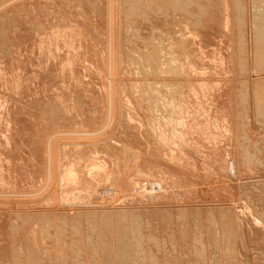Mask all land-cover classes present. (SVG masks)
<instances>
[{"label":"rangeland","instance_id":"374dc122","mask_svg":"<svg viewBox=\"0 0 264 264\" xmlns=\"http://www.w3.org/2000/svg\"><path fill=\"white\" fill-rule=\"evenodd\" d=\"M23 1L26 4H32L37 10L42 9L43 3L45 7L46 3V0ZM230 3L231 0L220 1L224 20L223 22L214 21V24L211 23L210 15L206 19L199 17L195 20V17L189 18L190 16L184 13L168 19L156 15L155 30L148 27L144 21L139 26L140 42L138 44L141 50H138L133 43L127 44V40L114 35L109 36L106 42L97 43V46L92 41L93 47L89 45L88 55L80 60L75 70L78 87L83 95L82 102L76 105V98L71 92L57 96L60 103L58 106L67 111L69 118L77 114V120L76 117L74 120L65 119L66 124H64V121L60 122L62 119H59L60 115L56 114V110L51 112V114L55 113L52 117L46 116L43 110L39 114L35 113V117H29L27 119L29 124H26L24 114L15 118L17 117L16 107L23 101L18 100L19 104L15 105L10 102L5 104L3 100H0L3 101L0 102V134L2 135L0 139L4 140L3 145L0 141V160L2 163L6 162L4 167L0 163L3 169L0 172L2 181L3 176L5 180L1 183L3 186H0V212L8 213L11 209L12 212L8 213L10 219L8 218L6 233L9 239H12L11 236L15 237L12 243L24 244L22 249L24 259L28 258V247L31 245L34 247L31 249L35 250L34 258H37V261L35 260L34 263L26 261V264H264V150L262 151L264 125L262 128L260 122L254 123L256 119L252 117L253 122L250 121V129L246 135V140L247 137L250 139L248 144L245 142V137L237 139L239 135L236 129L237 123L240 125L242 122V125L244 119L237 117L236 89L241 87L238 86L239 81H246L250 102L252 100L250 90H253L252 78L254 77L250 73L252 72L250 59L247 61L250 65L246 75L243 76L241 71L237 70L239 67L234 59L238 48L235 41L233 42ZM193 10L196 11V8ZM43 11L45 12V9ZM89 15L92 17L91 13ZM38 20L42 21V19ZM196 22L202 23L200 27ZM220 22L221 30L217 35L215 30ZM210 26H214L215 29ZM223 27L225 31H222ZM18 32L19 30L14 26L11 28V35ZM40 33L41 37H47L46 30H41V27ZM150 37L155 38V42L159 41L157 44L162 48L161 51L167 52L165 56L175 58L178 66H173L171 68L173 71L167 67L166 69L172 72L175 70L177 74L174 72V76L173 74L171 76L172 72H164L157 62L151 63L149 60L145 62V57H141L145 53L151 55L153 59L158 56L155 46L150 45L152 39ZM20 52L21 59L18 57L17 60L20 61L19 64H22H15V66L13 64L12 74L21 67L24 71L23 66L29 63L30 65L25 67L28 70L26 72H30L31 69L36 70L39 65L30 61L34 60L33 56L23 53L22 50ZM23 54L27 55V58L25 55L24 58ZM22 58L25 61H22ZM132 58H137L139 63L145 64V76L141 74L144 71L139 73L137 67L133 70L138 65L134 66L133 61L130 62ZM8 61L7 59V63H14L13 60ZM26 72H24L25 75H29ZM164 74L174 78L169 81L174 86L172 89L169 85L167 88L159 89L160 97L156 90L149 94L150 90L146 89L143 92L140 87L138 88L139 82L136 83L135 77H141L145 81L147 78L150 82L156 75ZM159 79H161L160 76ZM128 82L129 86L126 85ZM25 83L24 80L21 81L22 86ZM124 86L129 88L124 89ZM5 88L9 93L12 91L8 85ZM36 88L31 89L34 91ZM44 89H38L41 91V96L52 92L50 89L48 91ZM171 90L172 93L174 92L173 96ZM20 91L22 92L21 89ZM100 93L104 94V97L107 95L111 97H105L107 101L103 103L105 100ZM146 93L150 98L144 96V99L152 98V101L149 100L152 104L148 102V105H145L148 100L141 99L142 94L146 95ZM23 94L32 97L30 94ZM3 96L9 97L7 94ZM21 98L24 99L22 96ZM105 105H107L106 108ZM49 106L55 109L58 107L52 104ZM252 108L253 104L249 107L250 112ZM47 118H53V120L49 121ZM88 120L91 122L95 120L97 124L93 122L92 126ZM84 122L87 123L86 126ZM68 125L70 128L67 127ZM8 132L9 136L6 135ZM27 133L39 139V144L42 143L40 140L44 141V147L41 149L43 155L38 154L40 153L38 149L34 150V144L31 143L30 135L28 136ZM69 133L71 135H68ZM238 141L242 146L240 148ZM15 142L23 146L24 152L27 151V153L23 152L27 161L31 158L35 162L34 165H32L33 161L28 163V166L31 165V171L33 167H38L34 171L36 178L33 176L36 184L34 182L30 184L31 181L26 179L30 184L28 187L23 184L18 185L17 178L13 176ZM256 143L259 146L255 145ZM254 145L255 148H261H259L260 154H258V148L255 152V148L251 147ZM250 147L254 150L248 149ZM73 148H76L74 152ZM243 152L250 154L246 156ZM251 152L256 154L253 155V153L252 156ZM39 158L42 160L40 161ZM18 160L22 166L27 162L23 157ZM7 163L12 167L11 169ZM23 167L28 168L27 165ZM30 169L25 170L24 174L31 176ZM225 207L229 208L228 212H225ZM131 209L140 211L143 228L139 229L138 237L134 238L139 241L129 240L132 244L129 242L125 244L126 248L123 246L127 251H125L126 259L118 263L120 260H118L117 249L120 250V248L117 247L121 244L118 241V244L115 243L119 232H113L111 226L106 228L108 240L113 245V248L111 247L113 250L106 251L110 253L108 255H111L109 258L104 254L106 249L100 246L102 228L110 221L112 223L116 217L120 221V216L118 217L115 212ZM40 211L50 212L52 221H56L54 220L57 218L56 213H64L63 228L66 234L63 237L65 240L63 245L62 242L57 241V233L53 227H51L52 240L41 239L42 232L37 226V221H32L31 225L19 222L13 226L11 219L14 213L25 215L27 212H33L37 216ZM125 220L127 221L128 218L126 217ZM88 222L95 226H91ZM13 227H15V234ZM129 232L132 233L130 227ZM28 236L32 239L30 246L29 243L25 244L27 240H30ZM91 250L95 253L93 254ZM59 251H62V254ZM103 256L107 258L103 259ZM60 257L66 258L62 261Z\"/></svg>","mask_w":264,"mask_h":264},{"label":"bare ground","instance_id":"6f19581e","mask_svg":"<svg viewBox=\"0 0 264 264\" xmlns=\"http://www.w3.org/2000/svg\"><path fill=\"white\" fill-rule=\"evenodd\" d=\"M220 1L221 0H46L45 7H44V3H43L42 9L37 10L36 7L33 8L34 6H32V4H26L23 0H0V100H3L5 102V104L7 102H10V103H14L15 105L19 104L18 103L19 101H23L22 103H20L16 107L17 111H16V109H15V111H16L17 117H15V116L14 117L18 118V117H20L21 114H24L25 115L26 124H29V122L27 121V119L29 117L30 118L33 117V116L35 117V115H36L35 113L39 114L40 111H43V110H45V113L47 114L46 116H49V117H52V115H54L55 113L51 114V112L53 110H56V114L58 116L60 115L59 119H62L60 121L62 123H63V121L65 119L74 120V118L77 116V114L74 115L73 117L69 118L68 117L69 115L66 113L67 111H64V109L61 106L60 107L58 106V105H60V103L58 101L57 96H59L61 94L63 95L64 93L71 92V93L74 94V96L76 98V102H75L76 105H79V102L80 103L82 102L83 99L81 100V98H82L83 95H82L81 89H79V87H78L77 77H76L77 74H76L75 70H76V65L79 64L80 60L85 55H88L87 53H88V50H89L90 47L92 48L94 44L95 45L97 43L100 44V42H106V40L108 39L109 36L114 35L115 37L117 36V38L118 37H122L123 40L124 39L127 40V42H128L127 44L133 43V45L135 47L137 46L138 50H141V47L138 44L140 42V40H139L140 39L139 26L144 21L147 23L148 27L150 26L152 29L155 30V28L157 27V25L155 24V16L156 15L159 16V17H163L165 19H168L169 17H176L178 14L184 13V14L190 16L189 18H191V16H193V18L195 17L196 18L195 20H198L199 17H205V19H206V17L208 15H210V18L212 19L211 23L214 24L215 23L214 21L218 22L219 20L220 21L224 20V17H223L224 12H223V10L221 8V5H219ZM230 4H231L230 5V20H231L230 23H231V25L233 27V33H232L233 34V39H234L233 42L235 41L234 43H235V45L237 44V48H238V49H236L237 53H236V57L234 59V60H236V64L239 67V69H237V70L241 71L243 76L246 75V73H248V65H250V64H248L247 61H248V59H250L251 60L250 62L252 63L251 64V66H252V70L251 71L252 72H250V73H252V75L254 77V78H252L253 81L250 79L252 81V83L254 82V84L252 85L253 88L251 87L253 90H250V92L252 94L251 95L252 96V100H250V102L248 100V88H247L246 81H243V80L241 82L239 81L238 86H241V87L240 88L238 87L236 89L237 90V103H236V105H237L236 106V110L237 111L236 112H237V115H238L237 117H238V119L240 117L244 119V120H242V121H244L242 125H241L242 122L241 123L239 122L240 125L237 123L238 127H236V129H237V132L239 133V135L237 134L238 135L237 139H238V137H245L244 139L246 140V135H248L247 133H248V130L250 129V125L249 124H250V121L253 118L256 119V120H254L255 121L254 123H256V121L260 122L262 128H263V125H264V0H231ZM194 8H196V11L193 10ZM44 9H45V12L43 11ZM85 9H87V11L89 10L88 14L91 13L92 17L90 15L88 16L87 11ZM227 16H228V14H227ZM82 17H85L87 19L86 20L84 18L82 19ZM38 19H42V21H39ZM205 19L203 20V22L205 21ZM211 19L209 20V22L211 21ZM194 21H193V23H194ZM227 21H228V19H227ZM197 23H198L199 27L202 24V23L199 24V22H196V24ZM204 24H205V22H204ZM13 26L17 30H19V32L11 35V28ZM40 27H41V30H44V29L46 30V32H47L46 33V36H47L46 38L44 36H42V37L40 36V35H42L40 33ZM210 27H214V26H210ZM218 27H220V28H218ZM211 29H210V31H211ZM214 29H215V27H214ZM222 29H224V27ZM204 30H206V29H204ZM219 30H221V22L218 23L217 26H216V30L215 31H216L217 35L220 34ZM222 31H225V29L222 30ZM216 33H215V35H216ZM153 35H154V33H153ZM226 35H227V33H226ZM208 37H210V36H208ZM150 38H152V37H150ZM154 39L153 38L151 39L150 45L152 44L153 46H155L156 51L158 52V54L156 52V55H158V56H155V59H153V58L150 57L151 55H149V54L147 55L145 53V55H143L141 57H145V62L148 61V60L151 61V63L153 61L157 62V64H159L160 67H162L164 72L165 71L169 72L170 70L168 71V69H171L175 65H176L175 67H177L178 64H177L175 58H173V57L172 58H168L167 55L165 56V53H167V52H165L164 50H163L164 52L161 51L162 48L160 47V45L157 44V43H159V41L155 42L156 39L155 40ZM92 41L94 42V44H93ZM89 45H91V46L89 47ZM146 46H148V45H146ZM20 50H22L23 53H25V54L27 53V54H31V56H33L34 60L31 59L30 61L32 63H36L37 65H39L36 68V70L35 69H31L30 72H26L28 70L25 69V67H28L30 65V63L27 64L28 65L27 66V65H24L25 63L23 62L24 71L22 70V67H21L20 69L18 68L17 71H13L14 73L12 74L11 71L13 70V68H12L13 64L15 66V64H19L20 63V61L17 60L18 57H20V53H21ZM17 53H19L18 54L19 56L17 55ZM25 54H23V56ZM25 56L27 58V55H25ZM25 56H24V58H25ZM175 56H176V54H175ZM7 59L10 62H11V60H13L14 63H7ZM20 59H21V57H20ZM136 59L137 58H134L133 60H130V62L133 61V65L134 66L138 65V66H135L133 68V70L138 68L139 73L144 71V73L142 72L141 74H142V76H145L146 75L145 74V70H144L145 69L144 68L145 64L139 63V61H138L139 59L138 60H136ZM22 61H25V60L23 59ZM21 64H19V65H21ZM133 65H132V67H133ZM166 67L168 69H166ZM250 68L251 67L249 66V69ZM164 69H166V70H164ZM14 70H16V68ZM171 70L173 71V69H171ZM172 71H170V72H172ZM24 72H26L29 75H25ZM174 72H175V70H174ZM174 72L170 73V75L172 76V74H173V76H174ZM153 74H154V72H153ZM156 74H157V72H156ZM164 75H156V77H154L152 79V81H150V82L147 80V78H146V81L144 79H142L141 77H135V78H137L136 79L137 80L136 83L139 82L138 88L140 87V89L142 91L143 90L146 91V89H147V91L150 90L151 92H149V94L153 93V91L154 92L157 91V94L160 97V95H159L160 93H158L159 89L167 88L168 85L170 86L169 88L172 89V86H174L173 84L169 83V81L174 79V78H172L169 75H165V76ZM159 76H160L161 79L158 80ZM147 77H148V74H147ZM243 79H245V78L243 77ZM23 80H24V82H26L24 86L21 85V81H23ZM132 83H134V82L132 81ZM7 85L11 87L10 90L12 89V91L10 93L8 92V90L7 91L5 90L6 89L5 86H7ZM126 85L129 86V82ZM49 86H51V87H49ZM22 87H24V88H22ZM33 87H37V88L33 91V89H31ZM40 87L42 89L46 88L47 91L50 89L52 91V92H50L51 94L47 92V93H44L43 96H41L40 95L41 91L38 90V89H41ZM48 87H49V89H48ZM126 87L124 86V89H128L129 88V87L128 88H126ZM132 88H134V87H132ZM169 88H168V90H170ZM20 89L22 90L23 93L30 94L32 97L24 95L20 91ZM46 89H44V90H46ZM109 93L111 94V92H109ZM147 93H146V95L142 94L141 99L142 98L144 99V96H147V98H150ZM173 93H172V90H171V95ZM5 94L9 95V97L5 98V96H3ZM106 94H108V93H106ZM69 95H71V94H69ZM101 95H103V97H104V94H101ZM21 96L24 97V99L21 98ZM107 96L111 97L109 95H107ZM107 96H105V97H107ZM133 96H135V95H133ZM138 96H140V95H138ZM150 96L154 97L152 95H150ZM105 97L103 99V100H105L103 103H105L107 101L108 97L107 98H105ZM101 98H102V96H101ZM130 98H132V97H130ZM147 98H145V99H147ZM137 99H140V97L137 98ZM151 99H147L148 101L145 100L146 101L145 105H148V102L152 104V102L149 101ZM133 100H131V101H133ZM142 100H140V101H142ZM3 101H0V102H3ZM84 102H86V101H84ZM111 102H110V104H111ZM48 104L49 105L52 104V106L53 105H57L58 107H56V109H55V108L49 106ZM72 104H74V103H72ZM86 104H88V102ZM89 104H90V102H89ZM142 104H143V102H142ZM159 104H160V102H159ZM252 104H253V108L252 109L254 111L251 109L252 112H250L249 107L252 106ZM36 106H38V108H36ZM44 106H45V109H44ZM106 106L107 105H105V108H106ZM6 108H7V106H6ZM107 108L109 109V106ZM78 109H76V110H78ZM74 110L75 109H73V111ZM69 111H70V109H69ZM71 114H72V112H71ZM103 114H105V113H103ZM5 115L8 116V114H5ZM88 117H87V119H88ZM7 118H4V119H7ZM53 118H47V119L50 121L51 119L53 120ZM238 119H237V122H238ZM76 120H77V117H76ZM85 120L86 119H84V121ZM22 121H24V120H22ZM88 122L91 123V125H92L93 122H94L93 124H95V125L97 124V123H95V120H92V122H91V120H88ZM252 122H253V120H252ZM21 124H24V123H21ZM26 124H24V125L28 126ZM64 124H66L65 121H64ZM84 124H85V122H84ZM86 125H87V123L85 124V126ZM92 126H90V127H92ZM65 127H66V125H65ZM67 127H69V125ZM0 129H1V127H0ZM72 129H75V128H72ZM7 130H5V131H7ZM76 130H77V128H76ZM263 131H264V129H263ZM257 132H258V130H257ZM253 133H256V132H253ZM2 134H4V132ZM8 134H9V132L6 135L9 136ZM31 134H32V132H31ZM71 134L73 135L72 132H71ZM71 134L69 133L68 135H71ZM29 135L30 134H28V136ZM77 135L78 134H76V136ZM257 135H259V134H257ZM76 136H74V137H76ZM0 137H2V135ZM85 137H87V136H85ZM30 138H31V140H30L31 143L34 144V150L38 149L39 152H40L38 154L40 156L43 155L42 154L43 152H41V149H43V147H44V141L40 140L42 143L40 142L41 144H39V139H37V138H35V137L31 136V135H30ZM77 138L79 139V136ZM25 139H27V138H25ZM241 139L244 140L243 138H241ZM57 140H58V138H57ZM249 140L250 139L247 137V140L245 142L248 144ZM0 141H1V144H2L4 140L2 141L0 139ZM30 141H28V142H30ZM23 142H25V140ZM28 142H26V143L29 144ZM74 142L73 143L70 142V144L71 143L74 144ZM18 143L15 142V145H13V147H14V151H13L14 161H13V163H15V165L13 164L14 167L12 168L10 165H8V163H7V165L9 166V168L11 167L13 169L12 170L13 176H15L17 178L18 185L23 184V185L28 187L30 184H34L35 183L34 180H33V176H34V178H36V176H35L36 174L34 173L36 167H33V168L31 167L33 169V171H31V169H30L31 165L28 166L29 165L28 163H31L29 161H33V160H31V158H30L27 161L26 157H24L25 156L24 153L25 152L27 153V151L24 152L23 146L21 144H18ZM85 144H86V142L84 143V145ZM245 144H242V145L244 147H247V146H245ZM255 145L259 146L258 143H256ZM255 145L251 146V147L255 148ZM32 146H31V148H32ZM238 147L239 148L242 147L241 143H240V145ZM251 147L248 148V149H251L253 151L254 149H252ZM256 148H258V147H256ZM256 148H255V152H256ZM259 148H258V154H260V152H261V150H260L261 148L260 149ZM32 149H30V150H32ZM74 150H76V148L75 149L73 148V152H74ZM243 150L248 152V150H246V149H243ZM263 150L264 149H262V151ZM73 152L71 150V153H73ZM76 152H75V154H76ZM253 153L254 152H251V155ZM243 154L246 155V154H250V153H246L245 154L243 152ZM255 154L256 153H254L253 155H255ZM251 155H249V157ZM246 156H248V155H246ZM20 157H23L27 161V162L25 161L26 163H24L23 166L27 165V167L32 172L31 173L29 171L31 173L29 175H31V176H27V173L24 174L25 170H28V168L25 169L22 166L21 162H20L21 164H19L20 160H18V159H20ZM36 157H38V156H36ZM260 157H262V156L260 155ZM260 157H258V161H259ZM256 159H257V157H256ZM37 160H38V158H37ZM41 160L42 159H40V161ZM22 162H24V160ZM0 163H1L2 167H4L3 166L4 164H6V162L2 163L1 160H0ZM34 163L35 162L33 161L32 165H34ZM10 164H12V163H10ZM2 167H0V172L3 170ZM1 176L2 175L0 174V186L2 185L1 184L2 182H5L4 176H3V181H2V177ZM54 176H55V174H54ZM13 179L16 180L15 178H13ZM26 179H29L31 181V183L28 184ZM21 187H22V185H21ZM20 190L21 189H19V191ZM14 193H15V191H14ZM42 200H44V199H42ZM224 209H225V212L229 211L228 207H225ZM224 209H223V211H224ZM9 211H11V209ZM9 211H8V213H9ZM139 212H138V210L134 211L132 209L129 210V211L128 210L127 211L126 210L125 211H123V210L122 211H117L115 213H117L118 217L120 216L119 217L120 221H118L117 217H116V219H114L112 223L110 221L111 218L109 220L110 221L109 224L105 225V222H104L105 226H103V228H102V234L103 235H102V240H101L102 243H101L100 246H102V248L104 250L106 249L104 251V254L107 257L110 258L111 255H108L109 252L107 253L106 251L113 250V249H111V247L113 245H111V242L108 240V234L105 232L107 230L106 229L107 226H111L113 232L114 231H118L119 232V233L117 232L118 236L116 238L117 240H116L115 244H118V243L121 244V246L117 247V248H120V250L117 249L119 251V252L118 251L117 252L119 254L118 255V260H120V261H118V263L122 262V261H124L126 259V254H127V253H125L126 249L124 250V247L125 248L127 247V246H125V244L127 245L130 242L129 240L137 241L138 239L134 240V238L138 237V234L140 233L139 229L143 228V222L140 220L141 216H140ZM8 213L5 212V213H1L0 214V264H12V263L13 264H26V261H28V263H30V262L34 263L37 258L36 259L34 258L35 257V250L34 251L32 250L34 247H31L32 245L30 246V241L32 240L31 236H30V238L28 236V238L30 240H27L28 242L25 243L26 245H27V243H29L28 245L30 246V247L27 246L28 247V251L26 249V251L28 252V258L27 259H26V257L24 259V253L22 252V249H24L23 248L24 244L19 243L17 239L16 240H17L19 245L17 243H15V242L12 243L13 239L15 238V237L13 238V236H11L12 239L8 238L9 236H7L8 234L6 233V231H8V229H7V226L9 224L8 220L10 219L9 218L10 216H9ZM39 213L37 214V216L33 212H27V213H25V215H22L21 213L20 214H16V213L13 214L12 213L13 216H12L11 221H13L12 222L13 226H14V224H18L19 222H21V223L25 222L24 224L27 225V223H28V224L31 225L32 221H37L38 222L37 226H38V228L40 227V229H41L40 232H42V235L40 234L42 236L41 239H47V238L52 239L51 231L53 229H55L54 231H55V233H57L56 234V239H57L58 242H62V245H63V242L65 241V240H63V237H65V234H66V231L63 228V226H64L63 222L65 221L64 220V218H65L64 217V213H62V212L61 213H56V215H57L56 217L57 218L55 217L56 219H54V217H53V219L56 220V221H52L51 214H49L50 212L47 213L45 211H42V212L40 211ZM77 213H76V215H77ZM87 213H89V212H87ZM106 213H108V212H106ZM6 216H8V217H6ZM72 216L74 217V215H72ZM126 217L128 218L127 221L125 220ZM104 218H106V217H104ZM87 219H88V217H87ZM142 220H144V222H145V219L142 218ZM226 224H224V225H226ZM93 225H91V226H93ZM229 226H231V225H229ZM51 227H53V229ZM129 227H130V231L132 233L129 232ZM13 228H14L13 231H14V234H15V227H13ZM74 228H73V230H74ZM93 230H96V229H93ZM226 231L228 232V230H226ZM10 232H8V233H10ZM30 233H33V232H30ZM129 233L131 235L128 237ZM38 235H39V233H38ZM33 236H35V235L33 234ZM73 236H75V235H73ZM69 237H70V235H69ZM130 237H131V239H130ZM74 240L76 241V239H74ZM117 241H118V243H117ZM41 243H43V242H41ZM135 243H137V242H135ZM11 244H12V248H11ZM138 244L140 245V243H138ZM133 246H134V242H133ZM137 247H139V246L137 245ZM139 249H136V250H139ZM93 250H91V251L94 254L95 252H93ZM96 250H98V249H96ZM23 251H25V250H23ZM75 252H77V250ZM102 253H103V250H102ZM36 256H37V254H36ZM104 257L105 256H103V259H104ZM107 257H105V259ZM57 258H59V257H57ZM60 258L63 261L66 257H60ZM44 260H45V258H44ZM110 260L111 259H109V261ZM101 261H103V260H101ZM106 261L108 262V259Z\"/></svg>","mask_w":264,"mask_h":264}]
</instances>
